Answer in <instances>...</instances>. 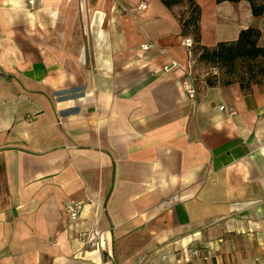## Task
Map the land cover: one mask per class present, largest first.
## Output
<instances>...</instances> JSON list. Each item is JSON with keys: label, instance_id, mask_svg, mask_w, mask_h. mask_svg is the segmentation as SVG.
I'll use <instances>...</instances> for the list:
<instances>
[{"label": "crops", "instance_id": "0c3cea01", "mask_svg": "<svg viewBox=\"0 0 264 264\" xmlns=\"http://www.w3.org/2000/svg\"><path fill=\"white\" fill-rule=\"evenodd\" d=\"M195 2L202 46L252 27L264 47V9ZM187 14L0 0V264H264V81L245 91L193 60L189 99ZM95 223L99 249L78 237Z\"/></svg>", "mask_w": 264, "mask_h": 264}, {"label": "trees", "instance_id": "16d2710c", "mask_svg": "<svg viewBox=\"0 0 264 264\" xmlns=\"http://www.w3.org/2000/svg\"><path fill=\"white\" fill-rule=\"evenodd\" d=\"M162 1L165 5L170 6L183 0ZM184 1L187 3L188 14L181 20V24L183 32L192 36V59L195 62L201 61L205 64L212 63L213 65L222 66L225 70L222 79L225 82L237 81L245 91L249 89L252 83L264 81V47L257 45L259 30L248 27L239 32L236 40L231 42L220 41L215 46L207 48L200 44V7L195 0ZM248 1L254 15H258L263 11L264 1L258 5L253 0ZM237 61H239V66L244 65L247 72L246 76L243 73L234 71ZM212 77L210 76V78ZM218 78L212 79L216 81ZM211 83L213 81H209V84Z\"/></svg>", "mask_w": 264, "mask_h": 264}, {"label": "built area", "instance_id": "2783aa9c", "mask_svg": "<svg viewBox=\"0 0 264 264\" xmlns=\"http://www.w3.org/2000/svg\"><path fill=\"white\" fill-rule=\"evenodd\" d=\"M31 2V1H30ZM147 7V3L145 1H141L139 3L140 9H145ZM183 45L187 48V53L189 57V67H180L182 71V76L180 80L181 87L186 94V96L189 99H194L196 96V81H195V75L193 71V57H192V47H193V41L191 38H185L183 40ZM149 47V44H141L140 49L144 50ZM171 65H178L175 62H172ZM164 69H168V66H164ZM213 74H216V70H212ZM220 109H224V106L220 105ZM232 113V112H231ZM177 196H171L170 200H176ZM83 204L79 202H69L65 204L64 206V212L70 219H76L82 211ZM96 211V210H95ZM97 214V212H94ZM79 239L82 241V243L90 248L93 249H99L102 245V236H101V230L98 228L97 224L93 227H90L88 230L82 231L78 234ZM192 254L197 255V250H192Z\"/></svg>", "mask_w": 264, "mask_h": 264}, {"label": "rangeland", "instance_id": "374dc122", "mask_svg": "<svg viewBox=\"0 0 264 264\" xmlns=\"http://www.w3.org/2000/svg\"><path fill=\"white\" fill-rule=\"evenodd\" d=\"M259 37V36H258ZM239 61L236 62V65H235V72L238 71V73H243L245 76H246V69L244 67V65H240L239 66ZM204 69L207 73H212V70H216V75L215 76H218V77H223L224 74H225V70L222 66H219V65H213L212 63H207L205 66H204ZM243 75V76H244Z\"/></svg>", "mask_w": 264, "mask_h": 264}]
</instances>
